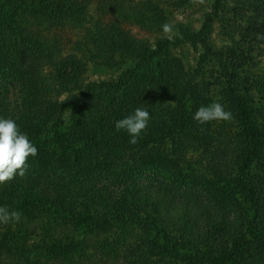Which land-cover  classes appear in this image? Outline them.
Listing matches in <instances>:
<instances>
[{
    "label": "trees",
    "instance_id": "16d2710c",
    "mask_svg": "<svg viewBox=\"0 0 264 264\" xmlns=\"http://www.w3.org/2000/svg\"><path fill=\"white\" fill-rule=\"evenodd\" d=\"M89 1L0 0V76L18 81L21 93L13 110L0 106V117L15 119L38 148L23 176L0 184V206L21 214L18 223L0 224V264L120 255L128 264H264V102L256 101L264 80L242 72L236 47L214 48L210 21L152 45L125 26L162 31L167 19L155 0H100V14ZM224 2L216 0L215 13ZM258 3L256 15L264 16ZM66 27L86 29L85 41L101 54L136 64L117 80H85L81 58L62 52L56 32ZM248 31L264 33V25L252 19ZM184 41L205 50L198 73L218 59L210 79L232 113L223 121L228 131L193 119L213 103L212 83L172 53ZM137 107L151 119L132 144L115 122Z\"/></svg>",
    "mask_w": 264,
    "mask_h": 264
},
{
    "label": "rangeland",
    "instance_id": "374dc122",
    "mask_svg": "<svg viewBox=\"0 0 264 264\" xmlns=\"http://www.w3.org/2000/svg\"><path fill=\"white\" fill-rule=\"evenodd\" d=\"M99 1H89L90 4L87 7L90 12H100V10L99 12L95 10L96 6L99 5ZM131 1L137 3L142 0ZM155 1L164 10L167 23L172 25L173 30L169 34L171 37H175L182 26L188 27L192 32L196 33L203 28L206 22L210 21L212 26L211 39L214 48L225 53L229 49L236 47L237 55L243 56V59H245L243 60L245 66L242 72L244 73L245 71L250 76L253 75L254 78L264 80V40L257 39L256 31L254 33L248 31L252 25V19L259 25H264V16H257L255 11L258 6H261L258 3L259 0H225L223 10L219 13L214 11L216 0H193L184 6H179L178 0ZM98 16H96V20H98ZM125 28L152 45L158 39L166 36L163 31L146 32L135 24H126ZM57 30L56 33L60 34L63 41L62 52L66 56H77L85 63L86 73L84 77L87 81L117 80L124 71L136 64L134 58H127L121 53L107 52L106 56L103 52L101 54L99 48L95 49L93 44H88L85 41L86 29H70L66 27L58 28ZM204 52L205 50L201 43L192 41H184L177 47L172 48V53L181 60L188 71L206 83L211 81L212 86H208L207 92H209L213 102H221L220 86L214 84L212 78L210 79L211 74L217 75L221 69L218 59L214 63L206 65L204 69L200 70L201 73L197 72L201 55ZM51 70L52 68L50 67L46 68L47 73ZM66 96L67 94H62L61 98L63 99ZM19 101H21V93L18 81H9L4 76H0V106L13 110ZM256 101L262 103L264 102V97L262 99L261 95L257 94ZM70 117L71 111H67L65 115L67 125L70 124ZM221 126H224L227 131L230 128L223 120L212 123V129L215 132L222 129ZM186 157L194 161L196 168L204 172L203 169L206 163H200L201 157L197 152L190 151L186 154ZM204 161L203 159L202 162ZM165 174L168 177L173 176L171 173ZM46 264L69 263L61 262L60 260H47ZM72 264H128V262L125 261L124 255H120V257L113 259L96 257L90 263L76 260Z\"/></svg>",
    "mask_w": 264,
    "mask_h": 264
},
{
    "label": "clouds",
    "instance_id": "9594fccd",
    "mask_svg": "<svg viewBox=\"0 0 264 264\" xmlns=\"http://www.w3.org/2000/svg\"><path fill=\"white\" fill-rule=\"evenodd\" d=\"M161 28L170 39L172 25L165 23ZM257 39L264 40V33L257 34ZM150 119V111L147 108L137 107L128 116L117 120L115 129L127 132L130 136L129 142L135 144L147 130ZM193 119L204 125L211 121H230L233 116L221 103L213 102L199 107L193 114ZM37 154V146L29 135L21 130L17 121L13 118L0 117V184L14 179L17 175L23 176L27 170L28 158ZM20 219L19 211L0 206V224L18 223Z\"/></svg>",
    "mask_w": 264,
    "mask_h": 264
}]
</instances>
